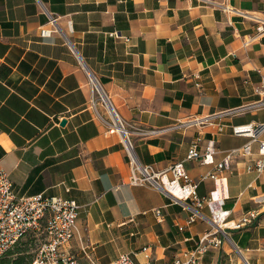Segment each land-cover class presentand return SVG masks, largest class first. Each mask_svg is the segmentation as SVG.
I'll list each match as a JSON object with an SVG mask.
<instances>
[{"label":"crops","instance_id":"0c3cea01","mask_svg":"<svg viewBox=\"0 0 264 264\" xmlns=\"http://www.w3.org/2000/svg\"><path fill=\"white\" fill-rule=\"evenodd\" d=\"M50 16L59 31L44 38ZM90 76L112 108L92 106ZM263 78L264 0H0V174L18 198L79 205L67 248L79 264L123 254L143 263L145 247L171 263L212 230L211 213L205 207L208 219L190 225L163 191L132 185L127 140L155 172L183 162L201 198L223 189L237 223L264 197V172L247 170L258 146L234 158L224 183L187 155L200 137L202 151L215 141L216 162L251 141L233 128L264 125ZM114 112L123 131L111 133ZM228 233L200 264H264V209Z\"/></svg>","mask_w":264,"mask_h":264},{"label":"built area","instance_id":"2783aa9c","mask_svg":"<svg viewBox=\"0 0 264 264\" xmlns=\"http://www.w3.org/2000/svg\"><path fill=\"white\" fill-rule=\"evenodd\" d=\"M49 25L51 28L42 27L41 29V36L44 38L51 37L53 33L59 31L58 19L55 17L50 16ZM258 93L264 98V78ZM97 105L93 100L92 106L96 109ZM260 105H264V99L258 104ZM114 115L116 123L110 132L123 131L116 113ZM220 131H223V127H220ZM262 133H264V125L234 127L235 136H247L251 138V141L241 149L228 153L221 162L215 160L217 154L215 141H208L202 151L200 137L193 142L187 161L214 166L215 171L206 178L224 183L225 179L221 175L231 170L234 158L236 156L251 158L254 155L253 146L257 145L260 159L250 163L247 170L262 173L264 172V141L258 139ZM127 141L132 185L151 184L163 191L190 212L188 219L190 225L198 220L208 219L202 214L205 207L211 213L213 228L200 238L197 248L192 252L178 255L168 264H200L212 248L221 247L229 240L230 230H242L249 227L259 218L260 210L264 209V197H256L255 202L260 208L247 213L239 222L231 223L229 222L231 212L225 209L226 194L223 189L215 190L210 197L201 198L198 194L199 183L191 178L183 162L175 163L164 171L155 172L152 167L143 166L139 162L132 143ZM79 209L75 201L43 194L18 198L13 181L8 175L0 174V260L20 241L33 236L40 238L41 244L32 264H79L78 258L67 250L79 233ZM156 213L160 214L159 211ZM142 253L144 254L143 263H136L130 255L123 254L113 264H159L153 259L150 247L143 248ZM88 258L91 264H98L91 257Z\"/></svg>","mask_w":264,"mask_h":264},{"label":"trees","instance_id":"16d2710c","mask_svg":"<svg viewBox=\"0 0 264 264\" xmlns=\"http://www.w3.org/2000/svg\"><path fill=\"white\" fill-rule=\"evenodd\" d=\"M20 242L4 255L0 260V264H32V255L28 253L29 251L21 248Z\"/></svg>","mask_w":264,"mask_h":264},{"label":"rangeland","instance_id":"374dc122","mask_svg":"<svg viewBox=\"0 0 264 264\" xmlns=\"http://www.w3.org/2000/svg\"><path fill=\"white\" fill-rule=\"evenodd\" d=\"M102 89V88H101ZM95 101L97 104H103L104 106H106V104L101 100L100 95L98 92H96L95 94ZM41 239L40 238H35L33 236H29L26 239H24L23 241L20 242V246L21 248H23L24 250L29 251L28 253L30 255H32V258L34 259V256L40 246Z\"/></svg>","mask_w":264,"mask_h":264},{"label":"bare ground","instance_id":"6f19581e","mask_svg":"<svg viewBox=\"0 0 264 264\" xmlns=\"http://www.w3.org/2000/svg\"><path fill=\"white\" fill-rule=\"evenodd\" d=\"M90 84H91V87H92V89H93V92H94V93L98 92L99 95H100L101 100H102L106 105H108V103L105 101V99H104V97H103V95H102V93H101V92H102V89H101L102 87H101L99 81L96 80V79H94L92 76H90ZM114 117H115V115H114ZM115 119H116V117H115Z\"/></svg>","mask_w":264,"mask_h":264},{"label":"water","instance_id":"95a60500","mask_svg":"<svg viewBox=\"0 0 264 264\" xmlns=\"http://www.w3.org/2000/svg\"><path fill=\"white\" fill-rule=\"evenodd\" d=\"M93 78H94V77H93ZM94 79H95V78H94ZM101 93H102V95H103L105 101L108 103L109 107L112 108L111 103L109 102V100H108L107 96L105 95V93L103 92V90H102ZM114 113H115V112H114ZM62 124L65 125V124H66V121H63Z\"/></svg>","mask_w":264,"mask_h":264}]
</instances>
